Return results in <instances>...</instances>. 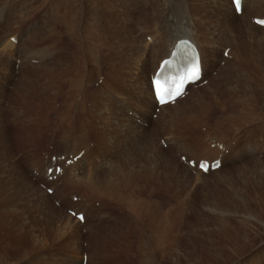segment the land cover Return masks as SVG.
<instances>
[{"label":"rangeland","instance_id":"1","mask_svg":"<svg viewBox=\"0 0 264 264\" xmlns=\"http://www.w3.org/2000/svg\"><path fill=\"white\" fill-rule=\"evenodd\" d=\"M233 15L226 0H0V264H264V32L226 42ZM176 19L194 21L218 59L204 86L139 124L121 106L148 103L146 34L151 43ZM88 144L101 159L59 179L85 206L63 208L33 163ZM219 153V168L195 169Z\"/></svg>","mask_w":264,"mask_h":264},{"label":"bare ground","instance_id":"2","mask_svg":"<svg viewBox=\"0 0 264 264\" xmlns=\"http://www.w3.org/2000/svg\"><path fill=\"white\" fill-rule=\"evenodd\" d=\"M227 2H228V4H229V6L231 5V7H232V9H233V12H234V15H233V17H232V19H231V21H225L223 24H221V26H223V28H224V30L223 31H221L223 34H229L228 36H230L229 38H226L225 40H226V42H228V41H232V42H234V41H236V39H235V37L234 36H240L239 38H242V36L244 37L245 36V34H246V31H251L252 32V30L250 29V27H255V28H253V29H260L261 31H263L264 32V27H262V26H259V25H257V24H255L254 23V19L255 18H263L264 17V13L263 14H261V12H263L264 11V0H243L242 1V12L240 13V14H238L237 12H236V10H235V7H234V4H233V1L232 0H226ZM251 1H255V5L254 6H252L251 7ZM222 2V1H221ZM226 6V5H225ZM220 7V6H219ZM217 9V8H216ZM219 10V9H218ZM248 10H250V15H253L252 16V23L250 24V25H252V26H249V27H246V26H244V24H242V22H239L238 21V18H240L238 15H241L242 14V16L245 14L244 12L245 11H248ZM261 10H263V11H261ZM261 11V12H260ZM221 12V11H220ZM236 12V13H235ZM252 12V13H251ZM210 13V12H209ZM247 13V12H246ZM255 13H257L255 16H254V14ZM219 14V13H218ZM223 14V13H222ZM226 14V13H225ZM220 15V14H219ZM178 16V15H177ZM245 17L246 18H244V19H247V17H248V13L245 15ZM108 19V18H107ZM177 20V22H174V25H170V27L168 26V28L167 29H169V31H166V33L164 34V35H160V33H157V34H155V36H153V38H152V42L150 43V42H148L147 41V39H148V37H147V35H150V34H146V37H145V41L147 42V45H149V47H148V50H149V53H151L149 56H148V59H147V64H148V77H149V84H150V90L148 89V103H146V105H144V106H142L141 107V109H142V113L140 112V111H138L137 109H135L133 106H129V105H126L125 103L121 106V108H124L125 109V111L127 112L126 114H129L130 115V117L133 119V120H135V122H137V123H139L140 124V122H142V125H144V124H147L149 121H151V118L150 117H152V114L153 113H155L156 111H154V110H156V108H158L159 107V105L157 104V101H156V99H155V97H154V92H153V88H152V76H154V74H155V72H156V70H157V68L160 66V63H161V61L164 59V58H167V57H169L170 56V54H171V52H172V50H173V48H174V45H175V43L177 42V40L178 39H180V38H182V37H189V38H191L192 40H194L195 41V43L198 45V48L200 49V52H201V62H202V65H203V73H202V77H201V79L200 80H198L197 82H195V83H189L188 85H187V87H186V91H185V94H184V96H180V97H178L175 101H174V103H172V102H170V103H166V104H164V105H162L161 106V110H160V112L162 111V108H163V111H162V113H158V114H160V116L163 118L164 117V115H165V112H166V110H168V108H171V107H175V106H177V104L178 103H180V102H182L183 100H185V99H183V98H186L187 97V93H188V90H189V88H191V87H197V85H198V87H201V86H204L202 83H201V81L202 80H204V78L206 77L205 75H206V73H208V69H207V65H208V57L209 56H211L210 58H212L211 59V63L213 64L214 62H216L217 61V59H218V57H217V55H216V50L215 51H213V50H211V49H209V50H211L212 52H211V54L208 56V54H207V52H206V49H205V46H204V44H202V43H200V41H198V39H197V37H196V28H195V26H194V21H192V22H189L188 21V19L186 20V19H176ZM212 20V19H211ZM248 20V19H247ZM218 21V20H217ZM211 23V22H210ZM215 24V23H214ZM199 25H200V28L199 29H205L206 31H208L207 29H206V26H205V22L203 21V22H200L199 23ZM247 25V24H246ZM103 26V25H102ZM216 26V25H215ZM220 26V27H221ZM216 29V28H215ZM217 30V29H216ZM222 30V29H221ZM213 31V30H212ZM257 31V30H256ZM253 32H255V30L253 31ZM211 34V33H210ZM209 36V35H208ZM252 38V37H251ZM165 41V42H164ZM215 41V40H214ZM163 43H166V47H165V49L163 50V51H160L161 50V48H162V45H163ZM204 43V42H203ZM235 43H237V42H235ZM206 45H210V41L209 40H207L206 39ZM214 45V44H213ZM211 46V45H210ZM230 48H232V46L230 47ZM234 49H235V47H234ZM227 50V46H225V48L223 49V53H224V51H226ZM236 50V49H235ZM238 50H239V48H238ZM240 50L243 52V50H242V48H240ZM239 50V51H240ZM237 51V50H236ZM236 54V52L235 53H230V49H229V53L227 54L228 55V57H230L231 55L233 56V55H235ZM47 56V55H46ZM92 56V55H91ZM151 57H153V58H151ZM139 57H137V59H138ZM234 58V57H233ZM237 58H238V61L236 62V64H235V66H236V68H238V69H241L242 70V68L243 67H245V65L246 66H248L247 65V62H246V60H245V54L243 53V54H238V56H237ZM150 59H151V67H150ZM14 63H13V66H20L21 64H17V60L16 61H13ZM50 62V61H49ZM59 62V61H58ZM55 63V62H54ZM57 63V62H56ZM229 63H230V61H229ZM41 64H44V63H41ZM101 65V64H100ZM214 65V64H213ZM57 71V70H56ZM59 71H61V70H59ZM210 82V81H209ZM206 85V84H205ZM207 87V89L210 87V85H208V86H206ZM204 89V88H203ZM252 89V88H251ZM253 89H255V88H253ZM195 90V89H194ZM197 90V89H196ZM220 90V89H219ZM222 90V89H221ZM220 92V91H219ZM222 92H224V90L222 91ZM221 93V92H220ZM232 94V93H231ZM180 99H182L181 101H178V100H180ZM223 101V100H222ZM221 102V101H220ZM223 104V103H222ZM148 105H150V106H154L155 108L152 110V111H150V113H149V115H148V112L146 111L148 108H149V106ZM168 105H170V106H168ZM244 108V107H243ZM246 109V108H245ZM131 113V114H130ZM231 113V112H230ZM233 113V112H232ZM231 113V114H232ZM237 115V114H236ZM240 115V114H239ZM159 116V117H160ZM186 116V115H185ZM183 117V116H182ZM236 117V116H235ZM238 117V119H239V116H237ZM242 117V116H241ZM157 118H158V115H157ZM179 118V117H178ZM181 118V117H180ZM229 118H232V117H229ZM172 119V118H171ZM233 119H234V117H233ZM236 119V118H235ZM153 120V119H152ZM157 120V119H156ZM237 120V119H236ZM95 121V120H94ZM97 121V120H96ZM178 121V120H177ZM184 121V120H183ZM181 122V121H180ZM186 122V121H185ZM77 123H79V122H77ZM80 123L82 124L83 122H82V118L80 117ZM96 123V122H95ZM94 123V124H95ZM173 123V125H174V122H172ZM224 123V122H223ZM100 124V123H99ZM102 124V123H101ZM111 124V123H110ZM117 124H119V122L117 123ZM153 124H156V123H152V125ZM105 125V124H104ZM151 125V126H152ZM175 125H177V123L175 124ZM111 126V125H110ZM114 126H115V124H114ZM186 126V125H185ZM218 127L220 126V125H217ZM217 126H215V127H217ZM112 127V126H111ZM117 127V126H116ZM120 127V126H119ZM173 127V126H172ZM176 127V126H175ZM210 127V126H209ZM208 127V128H209ZM97 128V127H96ZM126 128H127V126H126ZM169 128V127H168ZM220 128V127H219ZM218 128V129H219ZM171 128H169V130H170ZM173 129V128H172ZM217 129V130H218ZM220 130V129H219ZM128 131H130V130H128ZM172 131V130H171ZM110 132V131H109ZM112 132V131H111ZM124 132V131H123ZM101 133V132H100ZM104 134V133H103ZM139 135H141V134H139ZM138 135V136H139ZM174 135V134H173ZM173 135H170L169 134V138L167 139V140H165L166 142H168V144H169V140L172 138V136ZM188 137L187 138H189V137H191L190 135H187ZM100 137V136H99ZM141 137V136H140ZM174 137V136H173ZM140 140V139H139ZM171 140H173V139H171ZM171 140H170V144H173L172 142H171ZM190 140L191 141H193L191 138H190ZM189 140V141H190ZM196 140V139H195ZM204 140V139H203ZM143 140L141 139V141L138 143L139 145H141L142 146V144H141V142H142ZM65 142V141H64ZM174 142H176V141H174ZM187 142V141H186ZM93 144H92V146H97V144L96 143H94V142H92ZM143 143H145V145H147L148 146V144L146 143V142H143ZM179 143H180V145H183L184 146V142H182V141H180L179 140ZM188 143V142H187ZM196 143V146H197V143H198V141H196L195 142ZM221 143V142H220ZM150 144V143H149ZM170 144H169V146H170ZM177 144V143H176ZM176 144L174 143V145H173V147H176ZM220 145V144H219ZM87 146V148H84V149H82V150H79L76 154H73V153H71V154H64L63 155V153L62 154H56V155H49V153H47V157L46 156H44V158H40V157H37L36 159H35V161H34V163H33V166H32V168H33V170L31 171V173H32V179H34V181H36V182H39L38 181V178H40V176H42L43 175V177H44V181H43V184H45L46 185V183L47 182H50L51 184L50 185H46V186H48V188H53V195L56 197V199H57V201H59V203H60V206H62L63 208L64 207H66V206H68L70 209H73V210H75L76 208H81V207H84L85 206V203H82V202H80V201H75L74 199H70L69 198V196H68V194H67V191H68V188H69V186L71 185V184H73V181L72 180H65L66 182L68 181V183L67 184H65V183H63L64 185V188L63 187H58V189H57V186H59V184L60 183H62V182H65L64 180H59V179H62V178H66V170H68V172L67 173H69V169L67 168V167H69L70 165H75V167L76 168H81V169H86V168H89L88 166H90V163H92L93 161L95 162L97 159H94V156H96L97 158H98V160L99 159H101L100 157H98V155L97 154H100V153H94L93 155H91V153H89L90 152V149L91 148H93L91 145H86ZM98 147V146H97ZM97 147H96V149H97ZM144 147V146H143ZM81 148V147H80ZM164 149V148H163ZM69 150V149H68ZM178 151L179 150H184V151H187L188 149L186 148V149H177ZM220 150V149H219ZM66 151V150H65ZM82 151H84V153L80 156V157H78V159H76L75 161H73V163H71V164H69V165H65L66 164V162H67V160L68 159H74V157H76V156H78ZM221 151H223V150H221ZM88 153V158H87V156L85 155V153ZM219 152V151H218ZM224 152H226V151H223L221 154L223 155L224 154ZM86 153V154H87ZM220 154V153H219ZM219 155V156H212V158H207V157H203V158H199L198 159V161L196 162V168L195 169H197V165L200 163V161L202 160V159H210V160H215V159H217V158H219V157H222V155ZM83 156H84V158H83ZM201 156V155H200ZM197 157V156H196ZM192 159H189L188 160V162L190 163V161H191ZM224 163V162H223ZM222 163V164H223ZM61 164H63L64 166H62V169H63V174L62 175H60V174H57V171H56V168H57V166L58 165H61ZM50 168H53V171L50 173ZM80 172V171H79ZM199 172H201L200 170H199ZM76 173H77V171L75 170V172H72V174L73 175H76ZM130 173V172H129ZM71 174V175H72ZM83 174L82 175H80V176H78L77 178L78 179H83ZM43 177H41L40 179H43ZM69 177H72V176H69ZM71 179H73V178H71ZM74 180V179H73ZM42 181V180H41ZM41 181L39 182L40 184H41ZM81 183H82V181H80ZM74 184H76V183H74ZM131 184V183H130ZM85 185H86V187H89V183L88 182H85ZM50 186V187H49ZM118 187V186H117ZM47 188V187H46ZM64 189V190H63ZM120 189V188H119ZM56 191L57 192H61L62 194L64 193V196H65V198H66V200H67V202H74V203H76V204H78V205H74V206H70V205H65L64 204V198L60 195V197H58V195H56ZM91 194V193H90ZM92 194H93V192H92ZM91 194V195H92ZM94 195V196H93ZM92 196H93V198H95L96 196H95V193L93 194ZM97 195V194H96ZM74 196V195H73ZM84 196H81V198H83ZM73 198V197H72ZM90 198V197H89ZM93 200V199H92ZM100 201V200H99ZM101 201H100V205H101ZM83 212V210H79L77 213L79 214V213H82ZM89 216V215H88ZM70 217V216H69ZM94 218L96 219V220H100L99 218H98V216L96 215V216H94ZM79 224H81V222H79ZM84 224H87L86 223V216H85V220H84ZM6 226H8V225H6ZM125 229H126V227H125ZM125 232V231H124ZM126 233H127V231H126ZM126 235V234H125ZM127 235H128V233H127ZM88 262V257H87V259H86V263ZM82 264H83V262H82Z\"/></svg>","mask_w":264,"mask_h":264},{"label":"snow or ice","instance_id":"3","mask_svg":"<svg viewBox=\"0 0 264 264\" xmlns=\"http://www.w3.org/2000/svg\"><path fill=\"white\" fill-rule=\"evenodd\" d=\"M203 167V165H201ZM81 219H83V217H81Z\"/></svg>","mask_w":264,"mask_h":264}]
</instances>
